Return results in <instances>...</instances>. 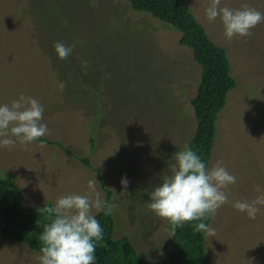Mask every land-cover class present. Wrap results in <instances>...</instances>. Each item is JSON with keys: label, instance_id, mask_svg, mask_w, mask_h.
I'll return each instance as SVG.
<instances>
[{"label": "rangeland", "instance_id": "1", "mask_svg": "<svg viewBox=\"0 0 264 264\" xmlns=\"http://www.w3.org/2000/svg\"><path fill=\"white\" fill-rule=\"evenodd\" d=\"M187 1L210 38L226 49L237 81L218 113L209 166L222 161L237 183L225 190L230 202L212 218L216 235L206 237L207 264H264V206L254 220L232 206L264 194V23L251 36L229 41L219 18L207 20L211 0ZM225 4L264 11V0ZM180 37L122 0H0V104L21 94L37 99L45 106V137L57 141L0 148V179L16 182L25 208L88 194L95 177L106 199L101 172L113 192L115 238L129 237L147 261L165 258L170 225L150 209L149 193L171 174V158L194 136L190 101L202 74ZM57 41L72 47L67 59L55 52ZM3 56L15 72L6 70ZM59 82L66 85L62 90ZM86 157L92 168L77 160ZM39 254L0 238V264H39Z\"/></svg>", "mask_w": 264, "mask_h": 264}, {"label": "clouds", "instance_id": "2", "mask_svg": "<svg viewBox=\"0 0 264 264\" xmlns=\"http://www.w3.org/2000/svg\"><path fill=\"white\" fill-rule=\"evenodd\" d=\"M221 3L222 0H211L205 14L209 22L219 18L226 40L249 37L257 25L264 23V11L247 5L240 8L221 6ZM54 48L60 59H67L73 51L71 46L59 41ZM65 86L64 82L58 83L61 90ZM44 112L43 104L24 94L10 105L0 104V148L13 149L17 141L25 146L36 141L43 143L42 138L50 131L44 122ZM169 166L171 174L163 176L149 193L150 209L169 223V238L185 224H191L194 231L206 237H214L216 229L206 221L230 202L225 190L237 183V177L222 161L212 167L206 165L188 144L173 155ZM97 183L95 177L88 182V194H65L54 204L39 210L50 220L41 233L39 264H96V248L104 239V229L96 214L110 215L112 212L108 201L96 191ZM128 184L127 177L121 179L123 189L126 190ZM232 206L254 220L264 206V194L252 201L237 200Z\"/></svg>", "mask_w": 264, "mask_h": 264}, {"label": "trees", "instance_id": "3", "mask_svg": "<svg viewBox=\"0 0 264 264\" xmlns=\"http://www.w3.org/2000/svg\"><path fill=\"white\" fill-rule=\"evenodd\" d=\"M122 1L130 3L135 11L150 15L176 28L181 33L179 43L192 49L193 58L201 66L202 74L196 96L190 101L197 125L188 145L200 154L206 165L210 166L219 110L226 104L228 94L237 87V81L231 75L226 49L210 38L205 27L191 11L187 0ZM3 58L8 61V67L4 66L6 70L15 72L14 63L7 59V56ZM42 140L43 144L57 146V141L46 137ZM94 144L95 139L91 137L92 148ZM77 160L83 166L92 168L89 157ZM98 173L101 189L106 193V200L111 206L113 192L104 184L101 172ZM25 199L23 191L17 187L15 181L0 179V238H10L24 243L32 251L40 253L43 243L40 239L41 233L50 220L39 210L49 204L25 208L23 205ZM96 218L104 229V239L96 248V264H207L206 236L194 231L191 224H185L176 230L165 258L154 262L145 260L137 252L129 237L115 238L116 223L113 211L110 215L100 212L96 214ZM212 218L206 222L211 224Z\"/></svg>", "mask_w": 264, "mask_h": 264}]
</instances>
